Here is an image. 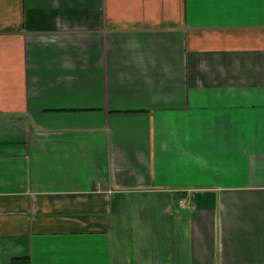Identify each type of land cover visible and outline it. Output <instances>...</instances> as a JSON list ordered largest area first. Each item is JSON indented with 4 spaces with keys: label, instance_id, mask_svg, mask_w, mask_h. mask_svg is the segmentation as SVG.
I'll return each mask as SVG.
<instances>
[{
    "label": "crops",
    "instance_id": "obj_1",
    "mask_svg": "<svg viewBox=\"0 0 264 264\" xmlns=\"http://www.w3.org/2000/svg\"><path fill=\"white\" fill-rule=\"evenodd\" d=\"M0 264H264V0H0Z\"/></svg>",
    "mask_w": 264,
    "mask_h": 264
},
{
    "label": "trees",
    "instance_id": "obj_2",
    "mask_svg": "<svg viewBox=\"0 0 264 264\" xmlns=\"http://www.w3.org/2000/svg\"><path fill=\"white\" fill-rule=\"evenodd\" d=\"M15 262H17V260Z\"/></svg>",
    "mask_w": 264,
    "mask_h": 264
}]
</instances>
